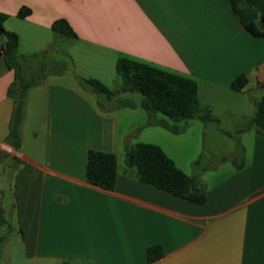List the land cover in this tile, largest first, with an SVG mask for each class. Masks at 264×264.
<instances>
[{
  "label": "crops",
  "instance_id": "crops-1",
  "mask_svg": "<svg viewBox=\"0 0 264 264\" xmlns=\"http://www.w3.org/2000/svg\"><path fill=\"white\" fill-rule=\"evenodd\" d=\"M24 7L30 13L20 18L17 12ZM0 13L7 15L3 28L18 37L22 78L39 76L27 89L15 147L9 138L14 108L9 90L16 77L0 53V223L9 234H18L26 259L264 264V137L254 127L242 130L254 133L240 140L239 162L222 157L231 159V168L187 171L193 155L182 165L178 140L169 139L168 152L160 141L167 129L146 125L150 117L144 124L149 130L131 136L137 129L131 115L141 98L132 101L131 92H124L125 98L105 97L104 103L83 86L88 78L106 86L100 74L115 73L117 59L128 57L196 81L202 108L221 110L231 121L251 117L249 109L264 95V36L241 25L230 0H0ZM58 19L66 20L75 38L52 30ZM61 39L59 52L76 62L77 74L49 57L58 53ZM38 57L43 58L39 63L30 61ZM55 67L59 70L51 75ZM239 75L247 81L236 91L231 83ZM123 101L134 106L120 105ZM137 142L159 145L179 169L197 175L206 188L204 203L189 202L127 172L125 149ZM194 148L198 164L199 143ZM89 149L115 155L112 189L87 181ZM151 245L164 254L148 262Z\"/></svg>",
  "mask_w": 264,
  "mask_h": 264
},
{
  "label": "trees",
  "instance_id": "trees-1",
  "mask_svg": "<svg viewBox=\"0 0 264 264\" xmlns=\"http://www.w3.org/2000/svg\"><path fill=\"white\" fill-rule=\"evenodd\" d=\"M230 4L247 31L255 36H264V0H230ZM29 13L30 10L24 7L20 8L17 16L23 18ZM6 18V14L0 13V37L4 38L0 53L8 67L15 71L16 84L9 90L14 100L9 138L17 147L25 95L29 87L37 84L39 76H34L30 80L22 78L21 56L17 51L18 37L3 28V21ZM51 28L62 35L76 37L64 19L55 20ZM115 73L121 79L120 88L115 90H109L93 78L85 79V82L93 92L103 94L107 99L124 92L138 93L141 96L140 107L150 116L146 125H158L173 134H180L185 130L189 120L200 119L203 122L213 120L208 108H202L200 105L196 81L189 77L128 57L117 59ZM246 81L244 75H239L232 81L231 88L240 91L246 85ZM120 105L134 106L132 102L127 101L121 102ZM255 107L254 116L247 127H254L256 134L264 137V95L256 101ZM156 113L163 117L152 118ZM125 166L126 171L132 172L140 182L170 192L189 202L202 204L206 199V188L199 177L188 175L179 169L157 144L137 142L127 146ZM116 176V157L112 152L95 149L87 151L85 177L89 183L112 189ZM0 222L3 223V220ZM163 254L159 245H151L146 249L148 262L161 258Z\"/></svg>",
  "mask_w": 264,
  "mask_h": 264
},
{
  "label": "rangeland",
  "instance_id": "rangeland-1",
  "mask_svg": "<svg viewBox=\"0 0 264 264\" xmlns=\"http://www.w3.org/2000/svg\"><path fill=\"white\" fill-rule=\"evenodd\" d=\"M3 38V37H2ZM64 39H67L66 37H62ZM4 39V38H3ZM64 45V41L61 39V41H58V53H52L49 57L51 59H54L58 62L64 61L67 65L68 69H72V72L74 74H77V70L75 68L76 62L71 60L70 57H65L62 55L63 53L59 52L62 51V47ZM48 56H45L44 59L47 61L49 59ZM43 58H31V62L37 64L42 60ZM59 70L58 67L52 68L50 71V74L53 75L51 72H55ZM98 72V70H96ZM105 75L102 76L106 81V87L113 90L117 87V84H121V79L115 74L111 73L109 76L108 74H100ZM116 80V81H115ZM84 87L90 88L89 85L83 83ZM105 86V85H104ZM122 94V93H121ZM119 95L118 98L113 99V102H116L119 99L125 98L123 95ZM132 97L131 100H139L141 96L138 93H129ZM98 100L106 103L105 95L95 93ZM99 105H102L99 103ZM208 108V107H205ZM210 116H212L213 120L208 122L203 121H190L189 120V126L186 125V128L188 127V130L183 133L185 130L180 133L181 135L178 137H175L171 132L164 130L161 131L165 134L167 138H162L160 141L162 145L168 150L171 146V142L169 139L175 138V140H178V149L177 152L179 153V158L184 160L190 155H193V159H197V156H194V143H199L200 145V163H195L193 159L186 165L188 166L187 171L189 169L192 172H199L201 169H206L205 171L213 168V167H219L221 169H224L225 167L231 168V159L234 160V164L236 162L240 161V156L238 154L239 150V142L241 141H247L253 136V130L248 132H243L242 130L247 127L249 124L250 119L254 116L256 107L252 106L249 109L250 116L246 118L236 119L235 122L231 121V118L224 114L221 110H210L208 108ZM136 112L135 114L131 115L132 118L137 123V129L136 131L131 133V136L140 135L145 132L144 124L147 121V118H149V114L142 109L141 107H138L134 110ZM204 111H202L203 113ZM129 116L128 118H131ZM159 116L163 117V115L160 114H154L152 118H159ZM183 123V122H182ZM181 123V124H182ZM228 132H224L227 131ZM238 131H233V130ZM241 129V131L239 130ZM157 130V129H156ZM163 130V129H159ZM226 156L229 159H226L225 161L222 160V157ZM194 162V163H193ZM185 165V166H186ZM183 166V167H185ZM210 171V170H209ZM191 172V173H192ZM8 227L0 223V236H5V239H0V264H53V263H35L32 260L26 259V257L23 255L22 252V246L19 239L18 234L11 235L8 232ZM8 232V233H7ZM7 235V236H6ZM3 238V237H1Z\"/></svg>",
  "mask_w": 264,
  "mask_h": 264
},
{
  "label": "built area",
  "instance_id": "built-area-1",
  "mask_svg": "<svg viewBox=\"0 0 264 264\" xmlns=\"http://www.w3.org/2000/svg\"><path fill=\"white\" fill-rule=\"evenodd\" d=\"M0 46H1V42H0Z\"/></svg>",
  "mask_w": 264,
  "mask_h": 264
}]
</instances>
